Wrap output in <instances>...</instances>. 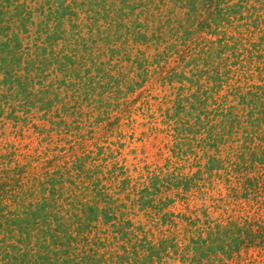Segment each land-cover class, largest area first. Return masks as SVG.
I'll list each match as a JSON object with an SVG mask.
<instances>
[{"label":"trees","instance_id":"obj_1","mask_svg":"<svg viewBox=\"0 0 264 264\" xmlns=\"http://www.w3.org/2000/svg\"><path fill=\"white\" fill-rule=\"evenodd\" d=\"M0 264H264V0H0Z\"/></svg>","mask_w":264,"mask_h":264},{"label":"rangeland","instance_id":"obj_2","mask_svg":"<svg viewBox=\"0 0 264 264\" xmlns=\"http://www.w3.org/2000/svg\"><path fill=\"white\" fill-rule=\"evenodd\" d=\"M127 146L129 147L125 149V154L129 165H163L165 163V157H161L158 154L159 149L163 147L161 139L152 140L150 142H147L146 144L137 141L133 142L132 144H129V142H127ZM202 207L203 210H205L207 213L214 217H219L221 215H224L225 213L223 209H215L213 207V203L210 201H197L191 204V210L199 209ZM179 208L183 209V207L181 206H179ZM233 213L234 212L229 211L228 215H232Z\"/></svg>","mask_w":264,"mask_h":264}]
</instances>
